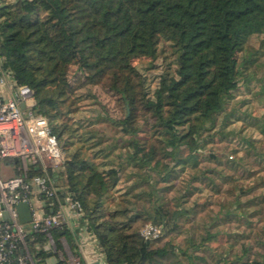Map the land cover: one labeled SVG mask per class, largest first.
Here are the masks:
<instances>
[{"label":"trees","instance_id":"1","mask_svg":"<svg viewBox=\"0 0 264 264\" xmlns=\"http://www.w3.org/2000/svg\"><path fill=\"white\" fill-rule=\"evenodd\" d=\"M260 34L264 0H0L3 65L35 91L36 110L67 155L60 181L108 264H211L210 253L215 264H264V250L238 248V233L220 227L264 222V138L236 126L245 122L264 137V118L229 107L250 82L248 60L238 55ZM135 60L164 63L154 86ZM93 88L115 98L124 110L115 123L137 138L118 164L112 151L95 150L102 139L75 119L96 99ZM217 137L234 145V158L207 154ZM224 190L232 200L220 199L215 210ZM147 223L163 226L162 237L144 239ZM64 235L79 255L75 236Z\"/></svg>","mask_w":264,"mask_h":264},{"label":"built area","instance_id":"2","mask_svg":"<svg viewBox=\"0 0 264 264\" xmlns=\"http://www.w3.org/2000/svg\"><path fill=\"white\" fill-rule=\"evenodd\" d=\"M36 107L35 91L19 85L0 57V264H49L43 252L57 257L59 264H83L81 251L76 255L69 246L66 231L79 247L90 242L96 254L92 264H108L88 230L81 204L60 181L57 171L64 168L67 155ZM15 159L18 167L6 162ZM22 203L30 207L27 223L21 222L17 209ZM56 231L62 232L59 239ZM164 232L163 226L147 223L141 236L153 241Z\"/></svg>","mask_w":264,"mask_h":264},{"label":"rangeland","instance_id":"3","mask_svg":"<svg viewBox=\"0 0 264 264\" xmlns=\"http://www.w3.org/2000/svg\"><path fill=\"white\" fill-rule=\"evenodd\" d=\"M248 60L246 63L247 70L246 74L250 77V82L244 83V87L241 88V93L235 95V98L230 102L229 107L233 110L240 111L238 113V117L241 116V114L248 110L249 112H253L255 116H258L259 118H264V34L260 35H253L248 40V45L246 49L239 53L238 55V61L239 63ZM163 64L160 60L156 61L155 67L149 66V61L142 62L141 60H135L134 65L137 66L142 72H145L146 75L150 78L151 83L154 86V80L153 77H155L157 74H160L161 70H163ZM162 67V69H161ZM76 67H73L70 71V81L71 83H74L77 75H76ZM86 90H83L82 92H85ZM92 94L96 96V99H88L82 103V111L76 115L75 119L82 122L83 125H85L89 132H97L98 139L101 140V145L96 148L95 150H105V151H112L113 156L117 157V155L122 152L123 148L128 145V142L126 140L129 139V136L125 135L122 131V129L119 127L118 124L115 122H118L123 116H124V110L119 107L117 104L115 98H112L110 94H108L106 91L102 90L101 88H93ZM246 102V103H245ZM229 108V109H230ZM144 124L142 125V127ZM237 127L242 126L241 128L244 129L243 135H248L250 138H254L256 140H263V136L259 133V131L255 128L244 126H250L247 123L239 122L236 125ZM144 134L140 133L139 137L141 138ZM122 143V141H124ZM220 138L217 137L215 143L208 146L206 149L207 154L209 152H213L214 154H217L218 156L223 157L227 156V158H234L233 155V149L234 145L229 144L227 141H219ZM225 154V155H224ZM239 156H242V152L239 153ZM223 161H226V158L223 159ZM115 164H118L120 162L119 159H116ZM225 163V162H224ZM223 163V164H224ZM216 163H206L204 164V167H216ZM258 168V167H257ZM3 169V168H2ZM4 170V169H3ZM64 168L59 169L57 171V174H61ZM219 170H224L222 172H225L224 167H221ZM226 173V172H225ZM9 174H11L9 172ZM8 174V175H9ZM13 175V174H11ZM10 176V175H9ZM189 179V178H188ZM129 184V183H128ZM123 183L121 186V189H125V187L128 185ZM178 189L180 188L179 182ZM230 186H232L230 184ZM183 188L179 189L182 190ZM228 191V189H227ZM227 191L224 190V193L221 196H218L215 198V205L214 209L218 210V204L219 200L225 198L228 201L232 200V195L230 193H227ZM208 192H205L202 197H200L199 202L205 203L208 202L206 199ZM175 195H177L175 192L169 194L170 198H173ZM199 195H196L192 198H190V202L195 200ZM212 199V198H211ZM209 199V201H212ZM125 206V204L123 203ZM264 212V211H263ZM262 212V216L264 218V213ZM260 217H254V222L251 223V225L246 228L245 226L241 225L240 222H226L225 224H220L221 228L228 230L230 232H236L238 233L236 246L238 248L241 247L242 244H244L246 247L252 246L253 252H262L264 250V247L261 243V240L264 241V232H262L264 222L258 221ZM186 234L184 235V237ZM225 241L234 243V241L230 239H225ZM78 246V245H77ZM215 247L218 245L215 244ZM227 246V245H226ZM85 247V246H84ZM83 247V249H84ZM79 252L80 247L78 246ZM37 250H41V247L39 246ZM238 251L241 253V250L238 249ZM220 253V251H218ZM80 254V253H79ZM208 261L211 264L216 263V258L211 255V253L207 257ZM47 263L49 264H57L58 258H46L45 259ZM85 264V261L84 263Z\"/></svg>","mask_w":264,"mask_h":264},{"label":"crops","instance_id":"4","mask_svg":"<svg viewBox=\"0 0 264 264\" xmlns=\"http://www.w3.org/2000/svg\"><path fill=\"white\" fill-rule=\"evenodd\" d=\"M80 251H81V255L83 256V260L85 261L86 264H92L96 260V254L94 253V248L91 246L89 241L88 242L84 241L80 245Z\"/></svg>","mask_w":264,"mask_h":264},{"label":"water","instance_id":"5","mask_svg":"<svg viewBox=\"0 0 264 264\" xmlns=\"http://www.w3.org/2000/svg\"><path fill=\"white\" fill-rule=\"evenodd\" d=\"M0 55H1V50H0ZM22 107H24V106H22ZM135 139H137V138L128 139L126 141L129 143L131 141H134ZM123 142H125V140L122 141V143ZM15 162L18 163V159H15ZM35 170L37 171L38 168H36ZM17 209H18V212L20 214L21 222L27 223L31 220L30 207L28 204L22 203L17 207Z\"/></svg>","mask_w":264,"mask_h":264}]
</instances>
